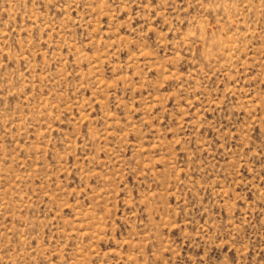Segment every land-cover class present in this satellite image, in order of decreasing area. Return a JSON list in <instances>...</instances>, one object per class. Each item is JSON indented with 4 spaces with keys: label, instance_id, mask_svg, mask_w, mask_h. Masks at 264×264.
Wrapping results in <instances>:
<instances>
[{
    "label": "rangeland",
    "instance_id": "obj_1",
    "mask_svg": "<svg viewBox=\"0 0 264 264\" xmlns=\"http://www.w3.org/2000/svg\"><path fill=\"white\" fill-rule=\"evenodd\" d=\"M0 264H264V0H0Z\"/></svg>",
    "mask_w": 264,
    "mask_h": 264
}]
</instances>
